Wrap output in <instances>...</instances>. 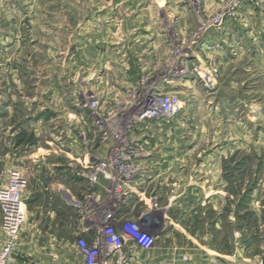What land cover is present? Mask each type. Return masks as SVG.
<instances>
[{
    "label": "rangeland",
    "instance_id": "obj_1",
    "mask_svg": "<svg viewBox=\"0 0 264 264\" xmlns=\"http://www.w3.org/2000/svg\"><path fill=\"white\" fill-rule=\"evenodd\" d=\"M175 1L0 0V151L4 152L5 144L13 145L15 129L21 135L28 133L26 128H14V121L33 117L36 111L40 118L47 112L50 121L39 122L37 139L38 146L43 147L40 152L48 147L47 158L39 159L36 167L22 164L21 172L33 186L37 180L31 174L37 170L49 182L53 179L63 182L64 178L57 173L86 168L90 153L101 147L100 153H95L102 155L105 149L87 106L90 93L99 96L105 112L122 108L129 100L128 90L134 82H139L143 73L148 74L165 84L163 91L177 94L183 102L180 115L158 121L162 124L182 121L181 139L177 141L172 134H165L151 148L202 155L208 152L219 161L212 181L202 183L203 174L199 172L197 186L204 184V188L210 189L199 191L197 201L190 199V191L184 185L186 179L172 176H165L163 181L156 180L157 177L152 181L146 179V196L158 205L154 216L161 231L153 260L185 253L194 264H208L215 252H220L229 264H249L255 257L264 256L262 8L250 3L243 5L257 12V26H247L240 39L244 49L228 51V58L213 52L211 63H182V70L176 62L186 45L191 46L198 35L209 30L206 27L215 13L231 3L224 0L219 10L200 17L196 28L182 42V52L181 46L171 45L165 59L156 61L154 67L144 70L132 82L124 78L127 62L115 58L118 54L113 57L116 62L108 64L115 75H103V70L97 67L106 48L99 45V39L113 38L112 26L122 23L125 28L132 22L157 27L166 23L168 31L172 30L177 14ZM239 16L240 11L231 19L236 21ZM170 32L174 41L173 31ZM180 72L193 76V91L175 85L174 76ZM46 168H52L54 174L49 169L46 173ZM10 169L6 168L0 177V187L6 183ZM80 184L85 186L84 181ZM206 192L210 195L203 199ZM27 208L28 217L17 245V264H80L75 241L83 224L76 207L73 204L60 207L56 215L49 212V207L42 208L33 202ZM145 208V201L139 202L135 211L139 214ZM127 214L123 210L122 215ZM164 225V230H160Z\"/></svg>",
    "mask_w": 264,
    "mask_h": 264
},
{
    "label": "built area",
    "instance_id": "obj_2",
    "mask_svg": "<svg viewBox=\"0 0 264 264\" xmlns=\"http://www.w3.org/2000/svg\"><path fill=\"white\" fill-rule=\"evenodd\" d=\"M246 3L258 5L264 11V0H231L215 13L206 28L220 30L225 20L236 15ZM201 39L202 35H198L192 43L199 44ZM163 89V83L143 73L141 80L128 90L129 100L122 108L105 112L99 96L91 92L87 98L90 116L105 149L103 155L90 153L87 167L75 172L85 182L80 196L72 198L83 224L75 241L83 264H194L185 253L159 261L152 256L161 237L154 216L159 208L154 199L146 196L148 166L138 138L154 122L181 114L182 99ZM140 180L143 190L136 191L134 187ZM28 185V177L12 168L0 187V264H17V245L28 217ZM143 201L146 208L137 214L136 205ZM123 210L128 214L122 215ZM208 264L229 262L214 255ZM249 264H264V256L255 257Z\"/></svg>",
    "mask_w": 264,
    "mask_h": 264
},
{
    "label": "crops",
    "instance_id": "obj_3",
    "mask_svg": "<svg viewBox=\"0 0 264 264\" xmlns=\"http://www.w3.org/2000/svg\"><path fill=\"white\" fill-rule=\"evenodd\" d=\"M223 3L224 0H198V2H193L192 0L175 1V13L177 14L172 30L169 29V31L166 23H160L156 27L151 23L140 25L131 22L130 24L125 25V28L122 23L116 27L112 26L111 23L108 24V26H112L110 30L115 33H113V38L99 39V45L106 48L105 56L101 55L100 62L97 64L98 69L100 71L103 70V75L109 73L115 75V71L111 68V65L109 67L108 64L111 61L116 62V59H113V57L115 54H118L120 56H115V58H118L119 60L124 59L127 62V69L124 73V78L128 79V82H132L135 78H138L144 70L150 69L152 66L154 67L153 64L156 61L159 62V60L165 59L167 54H170L171 52V45L172 47L175 45L178 47L181 46L180 48L182 52V42L196 28L200 21V17L216 12L221 8ZM159 11L161 10L159 9ZM260 14L264 16L263 12H260ZM241 16H244L243 19H241ZM244 20L247 22L243 23ZM249 22L252 23L249 24ZM252 24L253 27L254 24L257 26V12L255 13L254 8L252 9L251 6L245 5L240 9L239 19L237 18L236 21L229 19L224 23L220 30H207L202 35L199 44L193 43L190 44L191 46L186 45V48L183 47L184 54L181 53L179 57L176 58V62L180 63V66L182 63L185 64L187 62L211 63V61L214 60V57L212 56L213 52H219L228 58V51L232 52L236 50L237 52L244 49L243 46H240V39L244 36L247 26H252ZM170 31H173L175 37L174 41L170 38ZM118 34L119 36H116ZM103 57L105 58L102 59ZM107 58L109 59L107 60ZM181 68H183V66H181L180 69ZM99 74L101 75L102 73L99 72ZM174 77L175 85L177 87L184 88L187 92L193 91L195 88L192 86V84H194V80H192L193 76H190L188 73L182 74L180 72L179 74H175ZM87 110L88 109L86 108V111ZM36 112L33 114V117L30 115L28 119H18L12 124L14 128L17 129L20 127H23L24 129L26 128L25 130H28V133H23V135H21L19 134V130L15 129V133L11 138L13 141L11 143H13V145L8 146L5 144L4 152L0 151V177L4 175V171H6V168L8 167L22 171V164H33V166L36 167L39 159L47 158L45 155L49 151L48 147H46L42 153L40 150L43 149V147L38 146V125L40 121L49 123L50 120L47 112L41 114V120L37 117ZM34 115H36L35 118ZM86 115H88L87 112ZM43 117L46 119L42 120ZM179 123H181V125L183 124L182 121L177 120L173 121L172 124L154 122L148 132L139 136L138 140L141 155L143 161L148 166L146 179L152 181L157 177L156 180L163 181L166 179L165 176L186 179L187 182L184 184L186 185L185 189L190 191V199L197 201L199 199V191L210 189V186L204 188L203 185L208 182V180H213L215 165H218L219 162L217 161L218 157H215L212 153L208 152L205 153V155H202V153L197 154L196 152L191 151L184 153L177 150L154 151L150 146L154 141L165 138V134H168V136L172 134L173 139L179 141L181 139L180 135H182V130L180 129L182 126H180ZM168 127H171V129H168ZM192 137L195 138L196 135H193ZM99 149L101 150V148L98 147L94 152H100ZM212 159L214 160L213 162H211ZM35 167L32 168L34 169ZM47 169L50 170V174H54L52 168H46V173L49 172ZM74 171L75 169L57 173V175L64 178L62 180L63 182L56 179L49 182L42 176V174H37L38 170L32 173V179H36L37 183H35L36 186H33L31 185V181H29L28 189L26 191L28 204L33 202L35 204L37 203L39 207L42 208L49 207V212L55 215L60 207L65 208V206L72 204V198L79 196L84 188V186L81 187L80 184L82 180L75 176ZM199 172L203 174L201 176L203 178L202 183L204 184L201 187L197 186L199 185L197 180ZM142 183L143 180L139 181L134 189L136 191L141 189V185H143ZM74 185L76 187L79 185L76 190L71 188ZM221 187L224 188L223 183ZM209 195V192H206L205 197L202 198H207ZM208 201L211 202V200ZM215 253L216 255L223 256L220 252ZM80 261V264H83L82 260Z\"/></svg>",
    "mask_w": 264,
    "mask_h": 264
},
{
    "label": "flooded vegetation",
    "instance_id": "obj_4",
    "mask_svg": "<svg viewBox=\"0 0 264 264\" xmlns=\"http://www.w3.org/2000/svg\"><path fill=\"white\" fill-rule=\"evenodd\" d=\"M94 123V122H93ZM94 127H95V132H96V134L98 133V131H97V129H96V126H95V123H94ZM99 134V133H98ZM99 136V138H100V135H98ZM101 148V147H100ZM102 149H104V147L102 148ZM95 153V152H94ZM100 153V152H99ZM102 155L104 154V151L101 153ZM90 156V155H89ZM78 169H75V171H74V174H75V172L77 171ZM76 176V175H75ZM77 177V176H76ZM78 178V177H77ZM80 180H82V181H84L83 179H81V178H79ZM80 196V195H79ZM78 196V197H79Z\"/></svg>",
    "mask_w": 264,
    "mask_h": 264
}]
</instances>
